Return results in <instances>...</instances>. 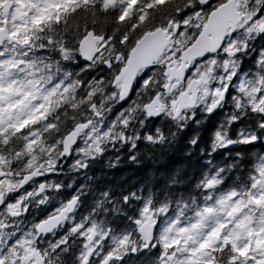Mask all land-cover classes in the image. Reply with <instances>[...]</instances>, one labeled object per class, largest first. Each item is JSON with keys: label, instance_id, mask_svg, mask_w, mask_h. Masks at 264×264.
Returning a JSON list of instances; mask_svg holds the SVG:
<instances>
[{"label": "trees", "instance_id": "1", "mask_svg": "<svg viewBox=\"0 0 264 264\" xmlns=\"http://www.w3.org/2000/svg\"><path fill=\"white\" fill-rule=\"evenodd\" d=\"M198 1L104 0L92 7H82L80 11L85 9L86 14H72L60 27H50L49 32L41 36L43 39L35 43L33 50L17 48L0 51V166H17L20 174L40 168L42 178L49 181V189L59 187L65 196L72 191L74 196L79 197L78 212L66 226L63 236L76 227L79 230L85 221H90L93 226L83 232V240L80 239V231H74L63 249L67 254H61L59 258L53 256L49 264H83L84 255L90 249L94 255L87 264H99L104 259L105 248L114 255L123 254L124 249L119 245L120 234L125 230L132 231L124 214H134L138 201L160 206L161 227L167 225V229L171 230V234L167 229L164 231V243L167 247L176 245L172 253L176 252L177 261L172 264H188L187 259L203 260L205 252L213 253L211 264H264V130L259 127L264 118L255 123L259 127L255 136L257 144L242 145L243 157L234 163L219 158L213 144L207 148L201 142L193 145L186 135L187 128H183L180 121L162 119V138L166 142L158 147L161 150L157 153L162 156L161 177L158 179L155 177L153 158L157 147L145 148L148 161L141 162L144 149L135 151L136 160L129 161L130 146L122 145L117 138L123 131L117 128L118 123L97 128L95 140L90 143L79 141V146L71 153L72 158L59 161L63 138L75 125L85 123V117H91L88 109L95 106L100 112H105L108 107L126 106L135 109L136 113L165 82L163 64L167 61L159 62L150 69L147 79L135 87L127 103L119 104L111 87L119 65L106 71L103 66L105 58L125 53L127 49L123 50V47H132L145 32L158 28L169 29L172 42L180 45L173 58L179 57L180 52L194 41L207 14L226 0H208L205 6ZM261 6H264V0H247L243 12L246 8L250 12L260 10V14L255 15V24L264 22ZM181 13L186 14L181 17ZM134 16L136 19H133ZM193 27L194 31L191 30ZM86 28L92 29L95 34L107 35L116 43L112 50V44L109 45L104 56L82 64L75 59L76 42L86 33ZM49 37L53 42L44 45L47 51L39 52L42 41ZM260 40L263 38L254 29L233 32L225 46L237 48L239 56L246 61L241 64L238 59H233L226 66L220 57L213 68L211 86L217 90L219 82L235 78V91L242 94L255 92L257 81H262L261 91H264V56L258 57L253 53V49L257 53L264 49ZM242 49H247V53L242 54ZM47 93L51 95L43 101L45 107L33 111ZM247 101L248 97L242 100L239 112L256 118L258 114L254 113L251 104L245 105ZM139 135L141 139L146 138L145 134ZM113 137L117 138V143H108ZM100 151L103 154L98 155ZM92 155L94 159L90 158ZM77 156L81 162L98 164L81 171L75 168L74 158ZM65 161L70 167L62 165ZM146 164L149 168L146 180H143V166ZM69 183H74L73 187ZM257 191L262 193L257 201L259 209L245 207V218L241 222V216L236 213L245 205L246 192L254 196ZM109 192L113 195L105 201L104 196ZM133 193L135 199L125 208L121 197L125 194L131 197ZM55 194L65 201L64 196ZM237 198L239 203H236ZM169 204L173 212L166 215ZM148 213L144 214L140 223ZM228 216L234 219L231 226H228ZM173 217L175 223H169ZM109 224L115 232L105 242ZM239 225L248 228L243 246L234 243ZM184 226L187 230L181 232L179 228ZM91 233L96 237L95 248L87 247L85 243ZM140 241L133 236L130 243L135 246ZM240 247L242 253H239ZM149 253L151 250L144 255L129 257V264H159L155 255Z\"/></svg>", "mask_w": 264, "mask_h": 264}, {"label": "flooded vegetation", "instance_id": "2", "mask_svg": "<svg viewBox=\"0 0 264 264\" xmlns=\"http://www.w3.org/2000/svg\"><path fill=\"white\" fill-rule=\"evenodd\" d=\"M101 1L104 0H62V4L59 8H53L49 6L48 0H0V51L14 50L17 48L33 50L36 45L35 43L43 39L41 36L44 32H49L48 29L50 27H60L71 18L72 14L76 15L78 12H80L81 15L86 14L87 11L85 9L80 11L82 7H92L95 3H99ZM246 3L247 0H242L240 3L239 22H237V25L235 26L236 31H239L240 29H245L246 31H252L254 29L259 31L260 37L263 38L260 42L264 48V22L255 24V15H258L260 10L255 9L256 11L253 10L250 12L249 9L246 8L245 11L242 12V8ZM262 9H264V6H261V10ZM57 17L59 18V22H57ZM41 23H43L42 30L40 28ZM240 24L242 26H240ZM233 32H229L228 34L226 33L222 40L223 43L216 53L204 55L202 58H198L190 62H183L180 55L177 58H173L179 50L180 45L172 42V34H170L171 41L166 47L164 53L150 68H154L159 62L162 63L167 61L163 64V77L165 78V82L161 86V89L155 93L152 98L139 109V111L136 110V113H134L135 109L128 108L126 106L120 108L108 107L105 112H100L95 106L91 107L88 109L91 117H85L84 120L85 122L91 121V124L90 127L82 133L80 142L90 143L96 139L97 128H106L104 127L105 125L108 126L112 123H118L117 128L123 129V131L122 133L119 132L117 138H120V143L122 145L130 146V154L128 155L129 161L136 160L137 155H135L134 152L137 150L141 151L142 149H144V154L142 156L143 161L141 160V162L148 161L149 155L147 154V149L145 148L151 149L157 147L156 154L153 158L155 177L158 179L161 177L160 172L162 168L160 163L162 156L157 153L161 150V148L158 147H160L162 143L166 142V140L162 138V134H159V130H161L160 122L162 119H169L171 122L180 121L183 128H187L186 135L190 137L193 145L201 142L204 144L205 148H207L213 144L214 150L218 153L219 158L221 157L224 161L234 163L236 160L241 159L243 157L241 154L242 145L248 143L253 145L257 144V142H255V136H257L259 132V127L255 125V123L259 118H264V115H261V113H264V97L257 99V93L261 91L262 81H257V89L255 92L248 91L243 92V94L233 89V84L235 83L234 78L229 81H225L224 83L219 82V89L217 90L215 87L211 86L213 68L215 62L220 57L223 58L226 66H229L231 60L233 59H238V63L241 64L246 61V58L239 56L237 48H226L225 46V42ZM85 34L80 38V40L85 36ZM94 36L103 39L105 35L97 33L94 34ZM38 37L41 38L38 39ZM79 41L76 42L75 59L81 61L78 52ZM113 41V38L106 40L103 39L101 44H96L98 49L102 45L104 47L99 49L95 58L98 56H104L106 54H104V52L108 51L110 44H112L110 47L112 50L115 46L114 44L116 43ZM118 44L119 43L117 42V45ZM134 45L135 42L132 44V47H123V50L127 49L125 53H115L114 57H111L110 59L105 58L103 66L108 65L112 68L113 66L119 65V73ZM248 50L250 52V49ZM241 53L246 54L247 49H242ZM253 53L258 57L264 56V49H261L258 53L253 49ZM180 65L185 67L182 77H180L179 70L177 72L170 73V70L173 69V67L174 69H177L178 67L181 68ZM204 65L208 66L204 69L197 68L198 66ZM169 67L172 68L170 69ZM189 69H191L190 72ZM144 71H141L138 76ZM166 73H168V75H166ZM186 73L188 74L186 75ZM170 75L174 76L171 80L168 79ZM190 87L192 91L189 92L188 98H191L195 92V105L193 108H188L185 107L187 105L184 104L183 109L174 119L173 116L178 110V105L174 106L173 104L175 103L177 96ZM113 90H115L116 96L118 90L114 88ZM245 97H248V101L245 105L249 106L251 104L253 106L254 113L256 115L258 114L256 118L252 117L250 114L239 112L242 106V100ZM153 101H156L157 105L151 112L149 111L148 113H145L144 106L149 105ZM214 107L215 111L210 113L211 109ZM157 116L160 117L159 120L156 121L158 132L153 134L152 141H148L147 130L143 133L146 135V138L141 139L139 134H141L142 128H146V123L149 121L150 117ZM173 125L175 124H172V126ZM148 127L150 128L151 125L149 124ZM117 138L113 137L108 143H117ZM101 152L102 151H100L98 155H101ZM71 158L72 155L68 160ZM90 158L94 159L95 156L92 155ZM87 161L91 160L87 159ZM62 163V165L70 167V164H68L67 161ZM74 164L75 168L80 169L81 171H86L87 169H91L93 166L96 167L98 163L81 162L80 157L77 156L74 158ZM6 167L7 166H0V171L5 173V175L0 178V203H2L6 197L16 193L18 190L21 194L17 197L15 203L9 204L2 211H0V249H4L8 244L9 239L17 234H19L21 244L24 245V247L13 243L11 248L15 252H19L21 255L33 252V250L37 247L52 251L56 247V245H54L55 242L64 243L67 241L63 237V232L65 231L68 223H71L73 221L72 219L75 218V213L78 212L77 209L79 206V199L77 200L76 207L72 213L66 212L64 214L63 221H61L57 227L52 229L49 235L39 236V239L37 240L36 225L33 222V219L40 216L44 208H46L49 204H55L57 207L49 212L47 218L43 221L59 215L62 210L66 209V203L68 201L60 200L55 194L57 193L56 190L58 187L49 189V181L44 178H42V181L32 179L27 181L25 184L31 183V190L25 191L23 187L25 184L22 187H19V185L21 184L23 178L27 176V174H30L32 170H28L27 172L20 174L17 166ZM148 168L149 164L143 166V178H145L143 180H146ZM69 180L67 181L69 182ZM41 183L43 184V188L39 192L38 186ZM69 184L73 187L74 183ZM239 201L240 200L237 198L236 203H239ZM27 205L32 206V214L26 218L24 216V211ZM149 216H152L153 218V215L150 212L145 215L144 221H146ZM228 219L229 223H231L232 219L230 217H228ZM6 225L8 226L7 228L5 227ZM75 229L78 230L77 227ZM58 234L59 237L57 238ZM90 236L94 237L92 233ZM236 237H234V242ZM143 242L145 243V241ZM216 243H219V240H216ZM25 248L27 249V252L25 251ZM91 253H93V250H91ZM4 255L6 264H13V252L5 251ZM212 256L213 253L205 252L203 260L186 259L188 260V264H211L212 260L210 258ZM176 259L177 254L171 262H168L167 259L165 262L173 263L174 261H177Z\"/></svg>", "mask_w": 264, "mask_h": 264}, {"label": "water", "instance_id": "3", "mask_svg": "<svg viewBox=\"0 0 264 264\" xmlns=\"http://www.w3.org/2000/svg\"><path fill=\"white\" fill-rule=\"evenodd\" d=\"M236 1L237 0H230L209 13L205 26L201 30L200 34L197 36L194 43L182 52L181 59L183 62H190L192 60L202 58L204 55L214 54L217 52V50L221 47L223 43L222 40L226 35L227 31H233L235 25L238 22V5L236 4ZM97 43H102V40H97L96 38H94L92 33L87 34L79 42L78 52L81 60H88L89 63H91L97 53ZM168 44L169 38H166V32L160 29L154 30L153 32L145 33L136 42L134 48L130 51L125 61V66L121 69L118 76L113 82V86L118 83H121L120 92L118 94V102L120 104L125 101V98H129V93L132 89V85L137 74L140 71L150 69L153 64L157 62L158 58L162 56ZM103 47L104 46H101V48ZM178 70L180 72V77H182L185 67L181 66V68ZM166 75H168V73H166ZM171 79H173V77H171L170 80ZM190 91H192L191 87L177 97L175 103L173 104L174 106L178 105V110L174 114V119L183 109V104L187 101V99H189V102L185 107H194L196 93L194 92L191 98H187ZM156 105V101H153L149 105L144 106V111L146 113H148L149 111L151 112ZM214 111L215 107L211 109L210 113H213ZM89 125L90 122L77 124L63 138L61 143V152L59 155V160H61L62 158H68L70 156L71 149L74 148L73 144L76 143L80 134L88 129ZM38 171L39 170L36 169L29 175L25 176L19 187H22L27 181H30L31 179H39L40 175ZM3 175H5V173L0 172V178ZM247 201L248 205L254 208H258V204L252 197H248ZM76 202L77 199H73L67 203V209L69 213L73 211ZM64 214L65 210L61 211L59 215L41 222L39 228H36L37 236H45V233H49L50 231H52V229L57 227V225L61 223V221H63ZM152 224L153 218L152 216H149L144 223L138 225L140 238L144 239L146 243L152 237ZM243 233L244 228H241L240 234ZM169 260H171V258H169ZM101 264H107V260H104Z\"/></svg>", "mask_w": 264, "mask_h": 264}, {"label": "snow or ice", "instance_id": "4", "mask_svg": "<svg viewBox=\"0 0 264 264\" xmlns=\"http://www.w3.org/2000/svg\"><path fill=\"white\" fill-rule=\"evenodd\" d=\"M49 6L53 8H59L60 5L62 4V0H48ZM135 7V6H134ZM187 11V10H186ZM123 13H121L122 15ZM186 13H181L180 16L183 17ZM259 15V13H258ZM119 20V16L117 17ZM125 19H128L125 17ZM133 19H136L134 16ZM57 22H59V18L57 17ZM98 24L100 22H97ZM105 26V25H101ZM41 30L43 29V23L40 25ZM92 29L86 28V32H92ZM95 34V32H93ZM103 39H108V36L105 35ZM52 38L49 37L47 40L42 41V46L39 48V52H45L47 49L44 47V45L51 44ZM82 64H87L89 63L88 60H81ZM2 67V65H0ZM106 71H111V68L108 65L104 66ZM194 67V65H193ZM191 69H189V72ZM149 74V69H146L143 73H141L138 77L135 79V83L133 85V89L131 91L135 90V87L139 84H141L143 81H145L148 77ZM188 73H186L187 75ZM103 75V73H101ZM114 79V78H113ZM235 79V78H234ZM131 91L129 93V97L131 96ZM51 93H47L43 95L42 97V102L36 106L33 111H39V109L45 107L43 101H47L50 97ZM261 97H264V91H260L257 93V99H260ZM128 98H125V101L123 103H127ZM22 103V102H21ZM261 115H264V113H261ZM159 116L157 117H150L149 121L146 123V128L141 130V134L144 133L145 130H147L148 133V141L151 142L153 138V134L158 132L156 121L159 120ZM47 119V117H45ZM151 125L149 128L148 125ZM52 127V125H50ZM104 127H107L105 125ZM259 127L264 130V120H262L259 124ZM103 130V129H102ZM159 134H162V129L159 130ZM79 146V140L76 141V143L73 144V147H78ZM103 154V153H101ZM46 178V177H45ZM25 191H30L31 190V183L25 184L24 186ZM57 194L64 196V199L68 202H70L73 199H79V197H76L73 195L72 191H69L67 195H64V192L61 190V188H57ZM20 191L18 190L16 193H13L9 195L8 197L5 198V200L0 203V211H2L5 207H7L9 204L15 203L16 199L18 196H20ZM113 195V193L109 192L105 194L104 199L105 201H108L109 198ZM123 206L127 208V205L131 202L132 199H135V194L133 193L131 197L127 194L123 195L121 197ZM138 207L136 208L134 214L129 215L127 213L124 214V219L128 221V224L131 225L132 231H122L120 234L122 238L119 239V245L123 247L124 251L123 254L121 255H114L112 251H109V249L105 248V256L104 259L107 260V264H129V257H136L138 255H144L151 249L152 255H155L157 260L159 261V264H165L166 259L170 256V254L173 251V248L176 247L175 244L172 245V247H167L164 243L165 237L163 236V232L166 231L167 225L165 227H161L162 224V218L158 214V205L154 203H149L145 201L144 203H140L139 201ZM57 205L55 204H49L44 210L42 211L40 216H37L33 219V222L35 223L37 229L39 228L40 223L47 218V215L49 212H51ZM146 212H151L154 218V222L152 224V237L147 241V243H144L143 241H140L139 243L135 244L133 246L130 241L132 240L133 236L136 237L137 241L140 240V232L136 231L137 226L140 224V221L144 214ZM173 212V209L171 208V205H168V210L166 215H171ZM32 214V206L27 205L25 207L24 211V216L27 218L31 216ZM169 223H175V218ZM6 228L8 227L7 225L5 226ZM93 226L91 225L90 221H85L83 225H81L79 231H80V239L83 240V232L85 230L91 229ZM179 230L181 232L186 231L187 227H180ZM115 229L112 228V225H108V235L104 237L105 242H107L111 236L114 234ZM49 235L48 233H45V236ZM59 237V234L57 238ZM39 239V236H37V240ZM15 243L17 245H20L21 247H24V245L21 244L20 241V236L19 234L12 236L8 244L5 246L4 249H0V264H6L5 262V251H12L13 256V264H49V262L52 260L53 256H56L59 258L61 254L66 255L67 253L63 251L65 245L67 244V241H65L63 244H60L56 246L52 251H48L46 249H41L40 247H37L33 250V252L27 253L26 255H21L19 252H15L12 248L11 245ZM25 251L27 252V249L25 248ZM89 261H91V257L87 258ZM98 260L100 258H97Z\"/></svg>", "mask_w": 264, "mask_h": 264}, {"label": "rangeland", "instance_id": "5", "mask_svg": "<svg viewBox=\"0 0 264 264\" xmlns=\"http://www.w3.org/2000/svg\"><path fill=\"white\" fill-rule=\"evenodd\" d=\"M101 2H104V1H101ZM239 2V0H237L236 1V4ZM213 10V9H212ZM197 17H195V19H196ZM198 19V18H197ZM192 31H194V27L191 29ZM170 69L172 68V67H169ZM114 89H116V90H118V88H119V85L118 84H116L114 87H113ZM172 90V89H171ZM170 90V91H171ZM256 194L253 196L257 201L262 197V193L260 192V191H257V192H255ZM236 215L237 216H241V218H240V221L242 222V219L244 220V218H245V216L243 215V209H241V210H239L237 213H236ZM239 219V218H238ZM241 226H244L245 227V230L247 229V227L245 226V225H239L238 227H236V238H235V244H239L240 246H243V244L245 243V241H244V236H242V234H239V228L241 227ZM66 232V231H65ZM167 232L169 233V234H171V230H170V228L169 229H167ZM256 232H258V229L256 228ZM72 233H74V231L72 230L68 235H66V236H63L64 237V239H66L67 240V238L68 237H70V235L72 234ZM173 234V233H172ZM245 235V234H244ZM163 236L166 238V236H165V234H164V232H163ZM95 238L96 237H94L93 239L95 240ZM70 239V238H69ZM68 239V240H69ZM94 240H93V243H90V242H92V239H88L86 242V246L87 247H91V248H95L97 245L96 244H94ZM55 243H57L58 244V242H55ZM61 243V242H60ZM61 244H63V243H61ZM242 247H240L239 248V253H242ZM97 254V253H96ZM96 254H95V257H96ZM93 255H94V251H93ZM90 255H89V251H87L86 253H85V255H84V261H87L88 259V257H89ZM91 257H93V256H91ZM104 260H100V262H98V263H102ZM186 262H188V260H185Z\"/></svg>", "mask_w": 264, "mask_h": 264}]
</instances>
